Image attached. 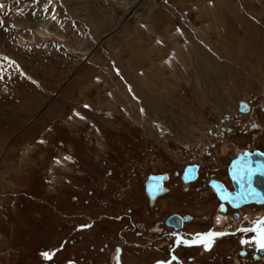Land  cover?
Returning <instances> with one entry per match:
<instances>
[{
    "label": "rangeland",
    "instance_id": "1",
    "mask_svg": "<svg viewBox=\"0 0 264 264\" xmlns=\"http://www.w3.org/2000/svg\"><path fill=\"white\" fill-rule=\"evenodd\" d=\"M0 3V264H103L122 236L145 239L129 222L146 230L174 212L210 226L201 179L225 180L233 154L264 148V0ZM190 162L201 175L185 190L174 173ZM160 172L168 192L150 207L143 180ZM235 246L206 261L226 264ZM131 249L126 264L162 257Z\"/></svg>",
    "mask_w": 264,
    "mask_h": 264
},
{
    "label": "flooded vegetation",
    "instance_id": "2",
    "mask_svg": "<svg viewBox=\"0 0 264 264\" xmlns=\"http://www.w3.org/2000/svg\"><path fill=\"white\" fill-rule=\"evenodd\" d=\"M263 107L264 106H261L259 108L260 113H264V110H262ZM248 128L253 130L251 125H248ZM224 130H226V128L220 126V133H222ZM253 149H257V148H252L251 150ZM230 150L231 149H229L228 151ZM203 155L209 156L210 153L209 154L204 153ZM229 160L231 159L229 158L228 162ZM228 162L226 164V167L228 165ZM191 163H194L193 165L197 167V179H195V181L184 186L179 180L180 172L178 171L176 172V178L178 179V183H180L181 187L185 190H188L190 187H192L194 184H196V182L200 180L201 164L197 162H191ZM224 171L225 173L227 172L226 168L219 169V173L221 172V174H223ZM160 173H163V172H160ZM148 174H153V173H147L145 175V178ZM209 179H216V180L218 179L225 185L228 191L231 192L233 190L231 186H228L227 177L225 179L226 181L220 178L206 177V178L201 179V181H203V185L205 186L204 188L207 187V189L205 190L208 191L207 194L209 196H211L213 193V191L208 186ZM168 181H169V177L166 183H164V186H165L164 193L156 197L153 203L151 204L148 203V200H147V205L152 207V205L156 203L159 199L166 197V193L168 192V185L166 184ZM143 195H145L144 192H143ZM213 196H214V203H215V204H212V206H214L213 208L214 213L212 214L211 219H210L211 224L207 228L203 230L201 229L200 230H190L189 227L193 225V221H195L196 219L194 220L191 214H188V213L180 214L177 212L170 213L167 215H162L161 220L157 221L151 227H149L148 228L149 230L148 229L145 230L144 225L134 224V223L129 222L127 226L125 227L127 229V232H132V233L134 232L136 237L142 238L144 236L145 239H143V241H136L134 239L126 240V245H125V241H124L125 238L121 235L122 238H120L119 242L117 244H113L112 249L110 248L112 252L115 253V255L112 256V260L110 259V255H109L111 252L110 251L106 257L107 259L105 260L103 264H126L127 263L126 261H128V259L125 258L126 246H130V249L132 246L131 250L142 249V250H136L138 253L139 252L143 253L144 251L155 250L157 255H162V257H158L156 259H153V261L151 260L149 262L147 261L155 257L156 255H133L129 257L131 259H129L128 264H157L158 261H164L165 264H167V261L171 259L173 255L177 257V261H174L173 264H191V262L193 264H208L209 262L206 260L211 258V255L213 252L216 251L217 246L219 244L226 246L230 240L235 241V245H236L235 246L236 251H234L235 257L226 256V260L223 263L228 264L231 261H233V263L231 264H235V259L237 261V264L263 263L264 262V250H259L257 246L255 245L254 243L255 233L249 232L245 234L238 230L244 227H247V228L255 227L256 220L258 219V214L260 213L262 214L264 212V205L260 206V205H255V204H248V205L241 204L237 206L236 208H233L227 202L221 203L214 193H213ZM179 198H180L179 195L176 194V190H174L172 192V197H170L171 202L176 201ZM222 208L224 209L223 211L221 210ZM145 210H146L145 215L147 217L149 212H148V209H145ZM123 218H125V216ZM216 219L218 222H216ZM115 220L119 222L120 218L119 219L115 218ZM220 221L222 223L219 224ZM204 223L205 222L200 223V224H204ZM196 224H199V223H196ZM210 230L215 231V232L227 233V235H224L214 241V246L211 251L206 252L203 250L202 247H197V246L186 247L184 245L177 246L176 244L177 237H180L182 239L191 240L193 236H195L197 233H206ZM140 234H142V237H140ZM241 240H247L249 241V243L242 244ZM108 247H109V244L105 248L106 251ZM231 248L232 247L228 248V250H230V254H227V255H231V252H233ZM158 250H161V251H158ZM190 252L196 253L197 257H194L193 259L189 257V255H191ZM105 253L106 252H104V255ZM163 254L165 255V257H163ZM122 255H124L123 258H122Z\"/></svg>",
    "mask_w": 264,
    "mask_h": 264
},
{
    "label": "water",
    "instance_id": "3",
    "mask_svg": "<svg viewBox=\"0 0 264 264\" xmlns=\"http://www.w3.org/2000/svg\"><path fill=\"white\" fill-rule=\"evenodd\" d=\"M251 168L253 170L251 181L249 182L246 178L241 179L239 175L234 173H238L242 168ZM229 175L233 182L234 187L236 188L235 193L231 196H228V199H222L226 193L222 191V189L212 184L215 189H217L219 193V197L222 200H226L228 202H235V205L240 203L254 202V203H263L264 202V153H248L244 152L242 155H239L236 160H234L229 168ZM246 175V173H245ZM193 172L187 170V178H193ZM160 181L158 178H149L148 184V195H150L151 199L158 194L155 192V189L159 187ZM249 189L251 190L250 194ZM220 191V192H219Z\"/></svg>",
    "mask_w": 264,
    "mask_h": 264
},
{
    "label": "snow or ice",
    "instance_id": "4",
    "mask_svg": "<svg viewBox=\"0 0 264 264\" xmlns=\"http://www.w3.org/2000/svg\"><path fill=\"white\" fill-rule=\"evenodd\" d=\"M53 2V0H47V3L49 5H51ZM35 3L36 4H39L41 3V0H35ZM5 9V5L3 3H0V11H3ZM43 11L47 12L48 9L47 8H44ZM33 15H35V12L32 13ZM52 19L55 20V15H52ZM4 25V21L3 20H0V27H3ZM3 59H7L6 57L3 58ZM9 64H12L14 63L13 61H8ZM2 73H0V79H2ZM85 107H89L88 105H85ZM243 109L244 110H248V106L245 104V105H242ZM76 115H79L78 113ZM81 119H84V117H80ZM71 119V118H70ZM253 127H257L256 125H253ZM41 143H43V141H41ZM71 157L70 156H65L64 157V160H67V161H71ZM57 164L60 163L59 160L55 161ZM246 173V175H245ZM236 175H239L240 178L243 180V179H247L249 182L251 181V178H252V174H253V170L249 167V168H242L239 170L238 173H234ZM249 192L250 194H254V193H251V190L249 189ZM228 195H225L224 197H222V199H228ZM222 211L224 210L223 208L221 209ZM82 228H85V227H91V225H84V226H81ZM238 231L242 232V233H249V232H253L255 233V240H254V243L255 245L257 246V248L259 250H264V220H261V221H258L256 224H255V227L253 228H247V227H244V228H241L239 229ZM224 235H227V233H221V232H215V231H208L206 233H197L195 236H193V238L191 240H188V239H182L180 237H177L176 239V244L177 246L179 245H184L186 247H193V246H197V247H202L204 251H211L213 246H214V241ZM241 243L242 244H248L249 241L247 240H241ZM119 251V250H118ZM56 252L55 251H52V252H49V251H44L41 253V256L45 259V260H52V258L55 256ZM174 261H177V257L175 255H173L171 257V259H169L167 261V264H173ZM74 264V262H73ZM157 264H165L164 261H158Z\"/></svg>",
    "mask_w": 264,
    "mask_h": 264
},
{
    "label": "bare ground",
    "instance_id": "5",
    "mask_svg": "<svg viewBox=\"0 0 264 264\" xmlns=\"http://www.w3.org/2000/svg\"><path fill=\"white\" fill-rule=\"evenodd\" d=\"M40 33H42V32H40ZM242 102H245V101H242ZM245 103H248V102H245ZM248 112H249V111H248ZM248 112H247V113H248ZM240 114H243V113H240ZM2 150H4V149H2ZM0 151H1V150H0ZM227 151H228L227 148H223V149H222V154H223V153H226ZM246 151H250V150L248 149V150H246ZM2 155H3V152L1 151V153H0V157H1ZM217 180H218V179H217ZM166 185H167V184H166ZM216 222H218L217 219H216ZM220 223H222V222L220 221L219 224H220ZM216 224H217V223H216ZM121 238H122V237H121ZM121 240H122V239H121ZM124 241H125V245H126V239H124ZM122 243H123V241H122Z\"/></svg>",
    "mask_w": 264,
    "mask_h": 264
}]
</instances>
